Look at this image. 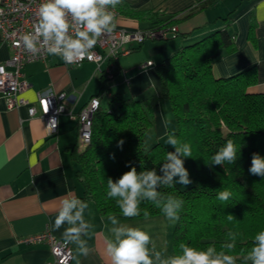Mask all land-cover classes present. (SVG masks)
<instances>
[{
	"label": "trees",
	"instance_id": "trees-1",
	"mask_svg": "<svg viewBox=\"0 0 264 264\" xmlns=\"http://www.w3.org/2000/svg\"><path fill=\"white\" fill-rule=\"evenodd\" d=\"M117 10L126 17L156 21L150 27L177 25L178 21L172 15L134 8L127 1ZM162 15L165 17L160 18ZM252 27L253 24L250 34ZM178 34L179 29L175 37ZM232 44L228 30L217 29L179 47L156 66L160 96L170 100L178 121L174 133L192 148V158H184L192 183L186 188L178 184L158 188L162 196L171 194L184 201L172 237L176 253L180 243L198 248L215 244L218 250L244 257L255 234L264 230V177L248 171L253 153L264 157V92L252 89L258 82L255 66L230 76L214 74L218 50ZM118 61L115 76L119 74ZM110 80L102 74L97 94L101 103L93 115L91 141L82 150L74 148L72 156L78 165L76 178L82 186V198L93 200L103 216L123 217L115 200L106 195L107 179L115 181L131 167L137 171L155 170L163 176L160 168L164 157L174 150L160 142L144 150L145 133L153 125L145 107L150 104L149 98H123L118 92H111L106 97L111 105H118L119 112L102 110V94L110 91ZM229 139L238 148L236 163L212 165L211 157ZM120 140L124 141L122 147L118 146ZM224 189L232 192L227 203L216 198L218 191ZM140 207L141 214L133 218H145L144 210L149 213L147 218L163 215L149 201L142 202ZM228 215L234 219L228 220ZM230 232L236 235V247L220 249V245L229 242ZM71 245L74 251L75 243Z\"/></svg>",
	"mask_w": 264,
	"mask_h": 264
},
{
	"label": "crops",
	"instance_id": "crops-1",
	"mask_svg": "<svg viewBox=\"0 0 264 264\" xmlns=\"http://www.w3.org/2000/svg\"><path fill=\"white\" fill-rule=\"evenodd\" d=\"M124 1L134 8L172 15L178 20L179 34L165 40H146L136 44L130 53L121 55L118 59L119 74L109 81L110 92H116L114 88L125 84L130 91L127 97L145 95L151 86V79L155 81L157 94L160 95L157 64L179 47L223 28L232 35L233 44L218 50L214 74L218 77L230 76L255 66L258 82L252 89L264 92V24L257 23L255 15L259 0H229L225 7L222 2L227 0ZM163 15L160 18L165 17ZM155 22L123 14L116 19L118 27L128 30L145 29L155 25ZM10 56L11 49L2 42L0 32V59ZM149 60L153 64L145 66ZM22 72L23 78L29 82L22 95L31 103L38 104V91L52 88L65 91L67 106L76 112L99 93L103 74L94 61L67 65L61 58L49 55L44 60L27 63ZM125 78L130 82H125ZM38 107L40 109L39 104ZM79 143L78 121L68 114L60 116L58 134L50 136L43 119L31 117L27 105L9 108L6 99L0 95V264H47L53 259L47 243L27 244L20 239L47 228L53 235L62 238L64 229L69 226L65 224L58 231L53 229L61 199L77 197L87 202L82 198V186L76 178L78 165L72 156L74 148L82 150ZM88 205L84 215L92 227L82 239L87 241L90 251L84 256L75 244L71 264H110L106 245L107 240L112 238L109 229L113 226L107 220L108 216L98 213L95 203L91 205L88 201ZM156 217L117 216L120 224L144 230L148 221ZM152 238L155 250L160 251L162 256L176 254L173 240L166 244ZM235 259L237 264H244V257Z\"/></svg>",
	"mask_w": 264,
	"mask_h": 264
},
{
	"label": "clouds",
	"instance_id": "clouds-1",
	"mask_svg": "<svg viewBox=\"0 0 264 264\" xmlns=\"http://www.w3.org/2000/svg\"><path fill=\"white\" fill-rule=\"evenodd\" d=\"M124 0H42L36 12L33 30L21 33L18 43L33 56L45 54L59 57L65 64H75L85 59L93 58V49L98 41L113 33L116 28L114 10L121 6ZM257 23L264 24V0H259L255 7ZM152 60L146 66H151ZM155 87V81H149ZM48 111L45 107V113ZM169 121L165 122L167 127ZM145 151L148 150V140L145 133ZM120 140L118 146L122 147ZM166 143L174 148L167 152L164 163L160 168L163 176L155 170L137 171L136 167L124 172L117 180L107 179L108 198L115 200L124 218H133L141 214L140 205L149 201L158 207L163 215L172 222H178L184 201L178 196L168 194L162 196L158 188L174 187L175 184L188 186L192 183L189 172L184 166V158H192V148L189 143L181 142L175 133L167 135ZM240 151V150H239ZM238 159V148L229 139L211 157L212 165L223 166L235 164ZM249 173L264 177V157L253 153ZM178 178V179H175ZM219 201L227 203L232 198V192L224 189L217 193ZM89 205L77 197L63 198L55 216L53 229L58 231L67 224L62 238L75 243L80 254L87 256L89 248L87 241L81 235H88L92 227L85 220V210ZM145 218L149 213L144 210ZM228 220H233L228 215ZM107 220L113 226L109 229L112 238L107 240L106 252L110 264H237L233 255L218 250L215 244L206 248H198L187 243H180L178 252L169 256H162L155 250L152 236L141 227H131L120 224L117 216L110 214ZM229 242L220 245V249H234L236 235L229 233ZM264 264V230L255 234L252 246L244 255V264Z\"/></svg>",
	"mask_w": 264,
	"mask_h": 264
},
{
	"label": "built area",
	"instance_id": "built-area-1",
	"mask_svg": "<svg viewBox=\"0 0 264 264\" xmlns=\"http://www.w3.org/2000/svg\"><path fill=\"white\" fill-rule=\"evenodd\" d=\"M42 0H0V32L1 40L11 49V56L5 60L0 59V95L7 102L9 108L28 106L31 117H40L45 122L47 134L54 136L59 131V118L68 114L76 119L79 125L80 143L86 146L92 137L93 115L100 106L101 96H93L89 102L78 112L66 104L68 95L65 91H55L52 88L38 91L37 103H31L22 93L29 87V82L23 78L24 66L36 60H44L47 54L41 50L40 54L33 56L27 53L18 43V36L33 30L36 12ZM115 18L119 17L117 9ZM177 25L162 27H148L145 29L128 30L116 26L113 33L101 38L93 51L91 60L67 65H79L84 61H94L98 69L109 79H114L115 68L120 55L128 54L135 49L136 44L146 40H165L175 37ZM104 64V65H103ZM147 64V63H146ZM146 66V65H145ZM125 82L130 80L125 78ZM110 96L111 92H103ZM48 111L45 113V107ZM20 241L27 244L47 243L50 246L53 259L47 264H71L74 251L70 241L58 238L49 228L44 231L24 236Z\"/></svg>",
	"mask_w": 264,
	"mask_h": 264
},
{
	"label": "rangeland",
	"instance_id": "rangeland-1",
	"mask_svg": "<svg viewBox=\"0 0 264 264\" xmlns=\"http://www.w3.org/2000/svg\"><path fill=\"white\" fill-rule=\"evenodd\" d=\"M228 1L229 0L225 2L223 1L222 6L225 7L224 5H226ZM147 90H148L147 94L141 96L138 95V97H140V99L149 98L148 100H150V104L148 105L145 104V107L148 111V115L150 119H152L153 121V125H151L146 131L148 136L151 137V139L148 140V147H153L155 144L160 142L167 149L174 150V148H172L170 145L166 143L167 135L172 134L173 132L178 130V121L174 113V110L172 108L171 102L169 99L162 98L160 95H158L155 87L149 86ZM113 91L118 92L120 96L123 98L127 97V95L130 94V91L127 89L125 84L122 85L121 88H114ZM102 95L104 97L102 100V110L103 111L112 110L115 113H118L119 112L118 105L116 104L111 105L105 93H103ZM166 121H169L167 127H165ZM161 122L163 123V125L161 124L160 127ZM164 133L165 135H163ZM145 139H147L146 136ZM83 147L84 146L81 143H79V148L83 149ZM179 186L182 188H186L189 185L186 187L182 185ZM88 201L91 203V205H94L93 200H87V203ZM152 219L154 220L148 221L146 231H148L150 235H152L156 239L164 241L166 244L167 243L170 244L172 242L173 231L177 222L169 221L165 216H158Z\"/></svg>",
	"mask_w": 264,
	"mask_h": 264
}]
</instances>
